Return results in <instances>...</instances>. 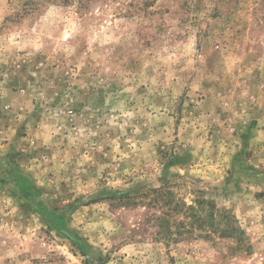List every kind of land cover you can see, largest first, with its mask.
I'll list each match as a JSON object with an SVG mask.
<instances>
[{"label":"rangeland","instance_id":"1","mask_svg":"<svg viewBox=\"0 0 264 264\" xmlns=\"http://www.w3.org/2000/svg\"><path fill=\"white\" fill-rule=\"evenodd\" d=\"M0 264H264V0H0Z\"/></svg>","mask_w":264,"mask_h":264}]
</instances>
